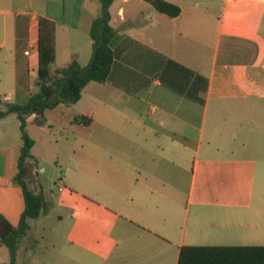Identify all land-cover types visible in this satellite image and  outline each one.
<instances>
[{"label": "crops", "instance_id": "1", "mask_svg": "<svg viewBox=\"0 0 264 264\" xmlns=\"http://www.w3.org/2000/svg\"><path fill=\"white\" fill-rule=\"evenodd\" d=\"M164 1L180 15L114 1L110 82L90 83L77 104L47 111L42 126L28 118L29 134L67 139L86 159L77 183L60 178L55 189L44 190L36 169L48 210L31 221L18 264H39L47 234L33 233L44 234L48 218L63 237L49 264H178L184 246H264V0ZM100 12V0H0L3 102L25 104L38 90L41 18L57 26L54 74L75 60L89 64ZM80 115L93 123L75 125ZM21 147L17 117L0 120V216L15 227L25 209L13 181ZM56 238L47 237L51 246ZM8 262L0 243V264Z\"/></svg>", "mask_w": 264, "mask_h": 264}, {"label": "trees", "instance_id": "2", "mask_svg": "<svg viewBox=\"0 0 264 264\" xmlns=\"http://www.w3.org/2000/svg\"><path fill=\"white\" fill-rule=\"evenodd\" d=\"M116 0H100L101 12L94 20L90 36L93 41L92 57L87 66L76 60L68 67L57 70L52 68L56 62V32L54 22L41 18L39 20L38 38V90L31 93L27 103H5L0 98V120L15 115L20 122L22 147L17 162V173L14 183L20 188L25 209L20 223L13 226L8 219L0 216V243L9 251L7 264H18V250L21 241L31 229V221L38 220L48 210V204L42 193L31 188L36 182V162L32 150L34 139L28 132V118L35 116V123L42 126L46 123L45 114L61 105L77 104L84 89L90 83L107 84L110 82L115 61L114 44L117 32L111 26L110 7ZM150 3L156 11L171 18L178 17L180 7L164 0H143ZM204 91L207 89V80ZM174 91L185 95L190 100L204 103L202 98L195 97L192 92L172 87ZM73 123L89 127L93 123L90 116H76ZM178 264H264V246H184L179 255Z\"/></svg>", "mask_w": 264, "mask_h": 264}, {"label": "rangeland", "instance_id": "3", "mask_svg": "<svg viewBox=\"0 0 264 264\" xmlns=\"http://www.w3.org/2000/svg\"><path fill=\"white\" fill-rule=\"evenodd\" d=\"M54 115V112L49 111L48 116ZM29 131L31 136L34 137L38 143V146L35 150L36 155H34V162H36V169L38 171L42 170L39 176L41 177L44 190L57 188V184L60 182V178H62V180L65 182L67 177L69 180L77 183V180L79 178L77 176L78 171L76 168V164L82 162L86 158H82L80 154H78L77 156L72 155L67 139L62 138L61 140L59 139L57 141L56 139L49 137V135L47 137V135L40 133V131L34 129V127H31ZM183 158H185V156H183ZM186 159V172L185 174L181 175V179L182 181H185V184L187 186L191 175L190 172L192 166V157L187 156ZM156 162L161 161L156 157ZM86 164H89V162H86ZM31 188L37 191L38 185L36 184V182L31 185ZM191 218L192 215H190V219ZM217 221L220 222V219H218ZM228 221L239 223V220ZM41 222L38 223L43 224ZM45 222L48 224L46 225L47 229L44 234L43 232L41 234V231H39L40 229H38L37 227H35V231L33 233L36 236L39 234L46 236L47 234L45 239H43L42 241L40 240V248L38 249V254L40 255V258H38V260L40 261L39 264H49L51 263L52 259L56 260V255L58 254L59 249L62 248L63 243L62 233L58 232L57 230L59 229V227H57V223L52 220V218L45 219ZM204 222L206 224L202 225L206 226L209 225L208 223H211L212 221L209 220V222ZM53 233H57L58 238H56V241L59 243L51 246L47 237H49V235Z\"/></svg>", "mask_w": 264, "mask_h": 264}]
</instances>
